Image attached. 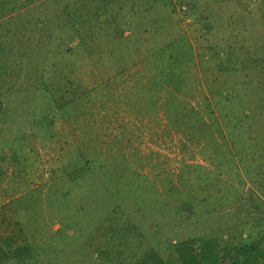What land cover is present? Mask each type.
Instances as JSON below:
<instances>
[{
	"label": "rangeland",
	"instance_id": "1",
	"mask_svg": "<svg viewBox=\"0 0 264 264\" xmlns=\"http://www.w3.org/2000/svg\"><path fill=\"white\" fill-rule=\"evenodd\" d=\"M4 2L20 10L0 21V129L37 142L0 184V248L36 240L59 264L155 250L181 264L190 239H264V0ZM177 48L188 56L170 58ZM161 49L163 67L178 62L167 81ZM54 75L72 90L62 110ZM202 122L207 140L191 134Z\"/></svg>",
	"mask_w": 264,
	"mask_h": 264
},
{
	"label": "trees",
	"instance_id": "2",
	"mask_svg": "<svg viewBox=\"0 0 264 264\" xmlns=\"http://www.w3.org/2000/svg\"><path fill=\"white\" fill-rule=\"evenodd\" d=\"M185 6L188 11L185 13V17H192L195 5L191 6L187 4ZM21 8H25L24 5H22ZM162 8L164 9L168 7L164 4L162 5ZM19 10V6L4 2L0 9V21H6V18L11 17ZM17 33L18 32H15L16 35H18ZM5 37L8 38L9 34L7 33ZM181 43H183V41L177 44ZM7 48L8 39H5L4 43L0 40V53H6ZM180 48H177L176 51H174V56H170V58L174 57L175 61L181 56L186 58L188 56L187 53H177ZM163 52L164 49H161L160 52L156 53V55H152V58H154L153 63H155L153 68L158 71L157 74L159 76L162 75L163 79L167 81L171 75L177 73L178 62L170 63L168 66L163 67L162 64L158 62V60L163 56ZM183 67L184 65L181 64L180 69ZM65 80L67 79L64 76L56 78L54 75L52 78V81L58 82L55 84V91L50 97L52 103L55 106H58L61 110L68 107L73 102L71 100L62 101V99H58L59 94H70L72 92V90L70 88L68 89L67 86H62L61 83L66 82ZM155 83L157 86L159 85L157 82ZM165 83L174 86V89H176L177 86L179 88L180 85L179 82H177V84L176 82ZM2 89L3 86L0 85V105H2V108H0V124L8 117L7 110L5 109V99L2 95L3 92H1ZM171 97V101H168L169 109L176 111L175 115L179 114L178 112L181 107L177 108L178 99H176L175 94L173 93ZM63 102H65V104H63ZM194 115L195 114H192L191 112L189 114V118ZM201 127L202 130H198L197 128L193 129L194 132L192 131L191 134L195 137L207 140L209 135L208 130L210 128L205 122H202ZM36 142L37 140L33 135H25L23 137L19 136L12 139L8 133L0 129V184L4 181L5 177H7L11 168L18 167L23 160H28V155L25 151L35 149L34 146ZM243 238V232H241L238 236H233L231 238L216 235L187 240L186 242L179 244L177 247L180 262L181 264H264V239H253L251 237V240L247 241ZM39 246L40 244L37 243L36 240L33 242L22 241L20 244L17 240L8 238L5 246L0 248V264H59L46 257L47 253L51 252L53 248H48L47 253L44 255L42 253L43 249ZM96 254L101 255V252L96 251ZM131 264H166V262L157 251L151 250L144 253L138 259H135Z\"/></svg>",
	"mask_w": 264,
	"mask_h": 264
}]
</instances>
